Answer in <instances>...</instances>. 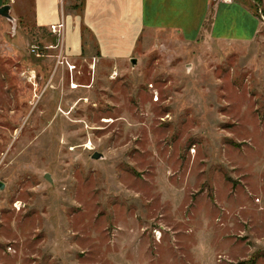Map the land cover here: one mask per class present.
<instances>
[{
  "label": "rangeland",
  "instance_id": "obj_1",
  "mask_svg": "<svg viewBox=\"0 0 264 264\" xmlns=\"http://www.w3.org/2000/svg\"><path fill=\"white\" fill-rule=\"evenodd\" d=\"M0 22V264H264V29L95 75Z\"/></svg>",
  "mask_w": 264,
  "mask_h": 264
},
{
  "label": "crops",
  "instance_id": "obj_2",
  "mask_svg": "<svg viewBox=\"0 0 264 264\" xmlns=\"http://www.w3.org/2000/svg\"><path fill=\"white\" fill-rule=\"evenodd\" d=\"M6 4L11 14L15 10L16 25L47 36L48 57L69 64L87 61L95 75L132 62L136 42L147 31L152 32L145 44L176 33L189 44L234 45L252 43L264 29V10L254 0H0V9ZM3 18L9 20L0 14ZM59 24H64L62 34L51 28Z\"/></svg>",
  "mask_w": 264,
  "mask_h": 264
},
{
  "label": "water",
  "instance_id": "obj_3",
  "mask_svg": "<svg viewBox=\"0 0 264 264\" xmlns=\"http://www.w3.org/2000/svg\"><path fill=\"white\" fill-rule=\"evenodd\" d=\"M11 9L12 6L10 4H6L4 5L1 9H0V14L6 18H8L11 22L14 23V26L16 27V19L13 17V15L11 14ZM262 15H263V11H262ZM138 62L137 58H133L132 59V63L133 65H136ZM101 157H103V155L101 153L96 152L94 154V158L95 159H100ZM47 179H49L50 181H52L50 175H47ZM4 185L3 183L0 181V189H3Z\"/></svg>",
  "mask_w": 264,
  "mask_h": 264
},
{
  "label": "built area",
  "instance_id": "obj_4",
  "mask_svg": "<svg viewBox=\"0 0 264 264\" xmlns=\"http://www.w3.org/2000/svg\"><path fill=\"white\" fill-rule=\"evenodd\" d=\"M262 17H263V19H264V15H262ZM51 28H52V31H53L54 33L62 34V33H63V29H64V24L53 25ZM38 55L41 56V54H38ZM69 66H70L71 69H76V68H77V67L74 66V65H70V64H69Z\"/></svg>",
  "mask_w": 264,
  "mask_h": 264
},
{
  "label": "trees",
  "instance_id": "obj_5",
  "mask_svg": "<svg viewBox=\"0 0 264 264\" xmlns=\"http://www.w3.org/2000/svg\"><path fill=\"white\" fill-rule=\"evenodd\" d=\"M254 2H255V4L257 5V6H262V4H261V0H254Z\"/></svg>",
  "mask_w": 264,
  "mask_h": 264
},
{
  "label": "bare ground",
  "instance_id": "obj_6",
  "mask_svg": "<svg viewBox=\"0 0 264 264\" xmlns=\"http://www.w3.org/2000/svg\"><path fill=\"white\" fill-rule=\"evenodd\" d=\"M105 120H106V121H109V122H111V121H112V119H109V118H106ZM158 235L160 236V235H161V233H158Z\"/></svg>",
  "mask_w": 264,
  "mask_h": 264
}]
</instances>
